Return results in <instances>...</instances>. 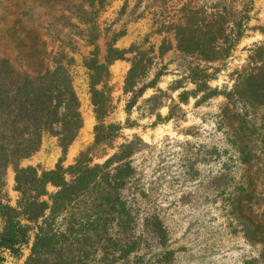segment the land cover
<instances>
[{"label": "rangeland", "instance_id": "obj_1", "mask_svg": "<svg viewBox=\"0 0 264 264\" xmlns=\"http://www.w3.org/2000/svg\"><path fill=\"white\" fill-rule=\"evenodd\" d=\"M23 26L45 42V68L69 72L83 127L65 154L45 133L20 167L41 175L84 156L102 165L136 143L119 191L127 227L103 237L77 227L57 251L87 235L85 264H264V0H0V58L20 73L30 72L13 49L27 40ZM93 61L104 67L97 85ZM100 126L108 138L96 144ZM15 176L9 166L5 193L16 208ZM78 203L57 217L59 232L84 216L77 207L89 213L88 199ZM36 232L18 253L2 250L0 264H27Z\"/></svg>", "mask_w": 264, "mask_h": 264}, {"label": "trees", "instance_id": "obj_2", "mask_svg": "<svg viewBox=\"0 0 264 264\" xmlns=\"http://www.w3.org/2000/svg\"><path fill=\"white\" fill-rule=\"evenodd\" d=\"M35 1L46 3L48 0ZM65 1L49 0L54 3ZM22 31L27 34V40L19 39L13 49L18 53L21 65L30 72L20 73L8 58H0V217L4 223L0 232V253L2 250L18 253L35 227V242L27 264H85L82 258L87 254L83 246H90L92 238L87 235L83 238L73 237L74 244L69 250L61 247L57 251V245L70 240V234L81 233L82 230L77 227L86 228L102 237L111 227H118L120 231L127 227L130 213L119 191L132 172L130 163L124 161L130 157L136 143L123 145L120 153L102 165L91 167L90 160L84 156L68 169L60 164L55 170L41 175L32 167L21 168L19 164L22 160L39 151L45 133L58 138L65 154L83 127L81 105L69 72L61 66L54 71L45 68V42L33 28L23 26ZM109 53L111 57L112 52ZM90 67L96 72L92 85H97L104 67L96 61ZM133 72L132 68L129 79ZM98 95V92L94 94V103L101 117L104 115V104ZM102 130V126L96 128V144L108 138L101 134ZM114 164L117 166L113 167ZM9 166L14 167L16 191L21 195L16 208L10 204L5 193ZM66 174L74 179L67 181ZM50 185L58 190L49 193ZM45 196L52 201V206L41 201ZM85 198L91 203L89 213L77 207L79 214L84 216L78 219L76 214H72L66 230L59 232L55 224L57 217L63 212L75 210L76 203L79 202V206ZM46 211L50 215L47 216ZM92 214L96 216V221L91 218ZM23 220L30 225L23 224ZM162 233L158 234L160 238L163 237ZM125 245L120 246L121 253L125 252ZM74 252L80 255L76 256Z\"/></svg>", "mask_w": 264, "mask_h": 264}]
</instances>
